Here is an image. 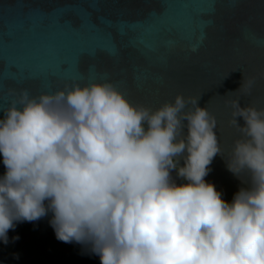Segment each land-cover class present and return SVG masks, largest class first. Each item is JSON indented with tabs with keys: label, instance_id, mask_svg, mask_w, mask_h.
I'll return each instance as SVG.
<instances>
[{
	"label": "clouds",
	"instance_id": "1",
	"mask_svg": "<svg viewBox=\"0 0 264 264\" xmlns=\"http://www.w3.org/2000/svg\"><path fill=\"white\" fill-rule=\"evenodd\" d=\"M230 105L241 138L226 166L246 187L227 202L205 180L223 156L198 98L153 110L110 82L21 90L0 109V241L50 212L57 240L100 264H264V109Z\"/></svg>",
	"mask_w": 264,
	"mask_h": 264
},
{
	"label": "water",
	"instance_id": "2",
	"mask_svg": "<svg viewBox=\"0 0 264 264\" xmlns=\"http://www.w3.org/2000/svg\"><path fill=\"white\" fill-rule=\"evenodd\" d=\"M93 82L153 110L178 94L198 98L216 118L223 156L205 180L231 202L246 185L226 166L241 138L230 102L264 109V0H0V109L24 89ZM51 218L9 230L0 264H100L87 246L57 240Z\"/></svg>",
	"mask_w": 264,
	"mask_h": 264
},
{
	"label": "trees",
	"instance_id": "3",
	"mask_svg": "<svg viewBox=\"0 0 264 264\" xmlns=\"http://www.w3.org/2000/svg\"><path fill=\"white\" fill-rule=\"evenodd\" d=\"M184 182V181H183Z\"/></svg>",
	"mask_w": 264,
	"mask_h": 264
}]
</instances>
